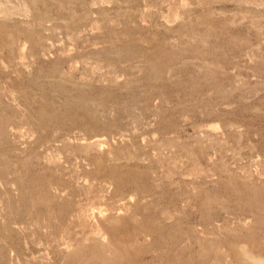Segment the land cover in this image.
Masks as SVG:
<instances>
[{
  "label": "rangeland",
  "instance_id": "obj_1",
  "mask_svg": "<svg viewBox=\"0 0 264 264\" xmlns=\"http://www.w3.org/2000/svg\"><path fill=\"white\" fill-rule=\"evenodd\" d=\"M0 264H264V0H0Z\"/></svg>",
  "mask_w": 264,
  "mask_h": 264
}]
</instances>
